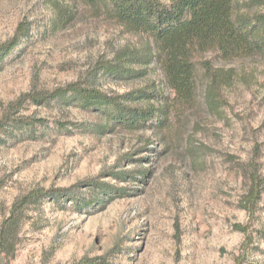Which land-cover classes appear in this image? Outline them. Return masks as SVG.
<instances>
[{"label": "rangeland", "instance_id": "374dc122", "mask_svg": "<svg viewBox=\"0 0 264 264\" xmlns=\"http://www.w3.org/2000/svg\"><path fill=\"white\" fill-rule=\"evenodd\" d=\"M105 1L0 0V43L22 21L31 28L0 66V264H264V188L252 213L244 207L253 175L264 180V56L202 57L234 74L216 108L207 104L200 64L189 102L156 63H131L143 73L130 79L93 74L100 60L156 48L109 15ZM245 2L242 10H264ZM77 81L109 94H161L132 104L164 106L168 119L101 131L99 111L52 98L21 101ZM120 171L133 177L113 175ZM97 176L128 194L79 187L81 197L99 199L83 210L31 196Z\"/></svg>", "mask_w": 264, "mask_h": 264}, {"label": "trees", "instance_id": "16d2710c", "mask_svg": "<svg viewBox=\"0 0 264 264\" xmlns=\"http://www.w3.org/2000/svg\"><path fill=\"white\" fill-rule=\"evenodd\" d=\"M251 3L264 4V0H250ZM106 11L120 23L134 32L147 34L155 47L151 52L113 60H100L93 74L103 73L115 78H134L142 75L130 64H158L165 75L168 86L177 93L178 99L189 102L198 88V64L204 69L208 79L207 104L216 108L215 96L224 84L232 82L231 69L215 68L202 57L208 52L219 54L225 61L240 58L264 56V10L249 12L242 10L245 0H106ZM30 24L20 22L14 34L0 43V66L30 33ZM135 54V53H134ZM128 62V63H126ZM158 93L137 90L125 94H109L97 87L85 86L77 81L55 89L49 94H26L37 103L47 99H59L65 104H76L85 110L99 111L105 117L101 131L121 127L136 130L146 126L155 117L168 119L167 108L150 104L148 107L133 105L136 99H154ZM159 120V119H158ZM67 122L60 123L66 128ZM75 125V124H72ZM143 173V172H141ZM119 178H132L130 172H115ZM145 174H141L143 178ZM263 179L252 177L251 190L246 196L244 207L253 212V204L262 192ZM90 186L101 195L124 197L128 189L101 180L99 176L84 179L68 188L38 190L31 196H46L53 199L72 201L77 210L96 204L97 197L86 198L79 194V187ZM247 232L246 226L235 225ZM245 247V246H244ZM96 260H83L79 264H95Z\"/></svg>", "mask_w": 264, "mask_h": 264}]
</instances>
